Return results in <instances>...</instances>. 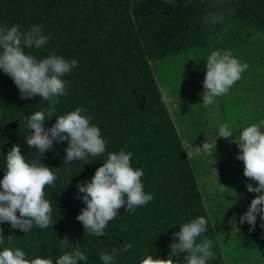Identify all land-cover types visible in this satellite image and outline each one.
Segmentation results:
<instances>
[{"label": "trees", "instance_id": "1", "mask_svg": "<svg viewBox=\"0 0 264 264\" xmlns=\"http://www.w3.org/2000/svg\"><path fill=\"white\" fill-rule=\"evenodd\" d=\"M229 2L236 8L229 18L232 23L218 26L215 39L209 40L201 23L207 0H0V26L19 25L25 31L39 24L51 37L42 50L26 48V53L38 59L55 53L78 61V67L63 77L68 93L60 98L56 114L84 109L83 114L92 118L91 123L100 128L106 141L103 156L72 161L70 166H63L67 142L53 143L40 163L60 169L54 184L44 190L45 198L53 202L56 222L47 229L34 227L28 234L4 222L0 224L4 238L12 235L13 239L0 245V250L10 246L23 250L28 258L54 261L66 251L58 239L67 237L72 247L81 245L80 250L89 256L87 264H101V251L132 243L133 249L118 256L114 264H138L146 253L168 258L169 245L177 242L173 233L180 231L179 225L204 216L208 227L199 239L206 237L214 243V259L207 264L263 262L262 256L254 258V253L264 249V221L257 215L252 230L247 223H239L256 195L247 192L246 185L255 187L256 182L243 177L240 183L237 179L238 191L233 190L239 199L232 206L233 194L216 187L218 181L229 189L230 181L223 177V171L238 170L243 162L235 156L239 153L235 137L217 139L215 122L242 129L254 118L245 106L251 89L258 87V101V96H264V75L260 76L264 74V0ZM221 48L233 50L250 68L228 95L217 98L218 121L211 124L209 115L202 116V109L207 108L200 105L201 94L206 57ZM161 85L168 89L167 99ZM165 100L176 105L171 113ZM260 107L259 121L264 120V99ZM46 108L47 102L39 96L22 99L11 78L0 70V179L5 172L4 156L13 145L20 147L28 162L40 158L25 141L29 130L24 117ZM54 123L53 117L43 127ZM215 140L227 144L226 148L222 145L214 153L198 149ZM121 148L132 153L133 168L143 169L144 192L153 199L133 212L121 207L108 223L106 235L95 237L76 219L85 207L77 184L90 182L107 152ZM210 188L216 191L210 192ZM183 255L186 253L172 259L183 264Z\"/></svg>", "mask_w": 264, "mask_h": 264}, {"label": "clouds", "instance_id": "2", "mask_svg": "<svg viewBox=\"0 0 264 264\" xmlns=\"http://www.w3.org/2000/svg\"><path fill=\"white\" fill-rule=\"evenodd\" d=\"M235 12L236 8L229 0H207V9L201 17V23L209 33V40L215 39L218 26L232 23L229 18ZM50 39L39 24H33L25 31L19 25L0 26V70L11 78L22 99L39 96L41 101L47 102L46 109L34 111L24 117V126L29 130V134L24 137L25 141L30 148L39 152L40 158L28 162L21 154L20 147L13 145L4 156L5 172L3 179H0V224L8 222L12 229H19L25 234L34 227L47 229L56 222L52 218L53 202L45 198L44 190L46 186L54 184L56 172L60 169H50L40 163L43 154L52 150L53 143L67 142L63 166H70L72 161H87L89 157L99 158L106 153V141L101 130L91 123L90 116L83 114L84 109L76 107L74 111L64 115L56 114V105L68 93V82L63 77L78 67V61L75 58L65 59L55 53L38 59L25 52L26 48L42 50ZM249 68L250 65L242 62L231 49L210 51L206 57L200 105L208 108L216 103L217 98L228 95L232 86ZM160 91L165 99L169 97L164 85L160 86ZM53 117L55 123L45 129L44 123ZM229 137H235L234 142L239 148L236 159L243 162L244 177L256 182L255 187L252 184L246 185V191L256 195L246 212L239 217V223H247L252 230L256 226L257 215L264 221V120L242 129H234L228 123L220 124L217 139ZM216 140L213 144L206 141L198 149L214 153ZM131 159L132 153L123 148L118 152H107L106 159L95 170L90 182L77 184L78 193L82 194L79 198L85 207L76 219L89 235H106L108 223L118 216L117 210L121 207H125L127 212H133L137 207L146 206L152 201V194L144 192L141 179L143 169L133 168ZM216 187L221 192L228 190L233 194L231 206L239 199L234 190L226 189L218 181ZM209 191L215 192L216 188H210ZM179 226L180 231L173 233L177 242L169 245L168 258H154L146 253L138 264H178L172 257L182 253H186L182 257L183 264H207L210 259H214L213 241L206 237L199 239L208 227L204 216ZM120 227L121 231L125 230L123 225ZM2 233L3 229L0 228V245L13 239L12 235L5 239ZM58 240L66 251L54 261L40 256L28 258L23 250L6 246L0 250V264H87L89 256L80 250L81 245L72 247L67 237ZM133 247L132 243H127L124 247H113L110 252L101 251L100 262L114 264L118 256L131 251Z\"/></svg>", "mask_w": 264, "mask_h": 264}, {"label": "rangeland", "instance_id": "3", "mask_svg": "<svg viewBox=\"0 0 264 264\" xmlns=\"http://www.w3.org/2000/svg\"><path fill=\"white\" fill-rule=\"evenodd\" d=\"M263 75H264L263 73L260 74L261 77ZM260 76H259V79H260ZM259 79H258V81H260ZM260 83H261V81L259 82L258 85H260ZM260 88H261V86H260ZM258 90H259L258 87L257 88H254V89L253 88L251 89V92L252 93H249V95H251V97L249 99L247 98V103L245 105V106H248V109H251L249 112L253 113V115H254V118L253 119L251 118L252 123H256L257 121H259V118L258 117H259V113L261 112L260 111L261 110L260 104H261V101L264 99V96H258L259 97V101H258L257 94H256ZM164 104H165V107H166V109H167V111L169 113H171V111L176 107V105L174 104V102L171 101V100H165L164 101ZM212 106H213L212 109L207 108V111L205 109H202L201 108L203 110V112H204L202 116L203 117H208V115H209V119H211V124H212L213 121H215V119L218 121V118L216 116H218V113L220 112V103H219V101L217 100L216 103L214 105H212ZM201 107H203V106H201ZM198 112H200V111H198ZM215 125H218V127H219L220 124H218V123L215 122ZM214 142L215 141H212V144ZM222 145L225 146V148L227 146V144H225L224 142L223 143L216 142L215 143V149L216 150L221 149L222 148ZM193 153H197V151H193ZM238 154L239 153H236L235 156L237 157ZM214 170L217 171L216 169H214ZM214 170H213V172H215ZM223 177L229 179V181H230V183H228L229 184V189H232V190L233 189L234 190L237 189V191H238L237 179H240L239 182L241 183L242 182L241 179L244 177V175H243V164H241L239 166V169L238 170L235 169L234 167H232L231 169H228V171H226L225 173L223 171ZM207 180H208V178H207ZM240 183H239V185H241ZM240 194H241V192H240ZM238 228L239 227H237L236 229L239 230ZM263 234H264V229H263ZM253 235H255V233ZM258 254L263 257V258L261 257V259L263 260V262L262 261H259V262L257 261L256 264H258V263L259 264H264V249L263 250L260 249L259 251L255 252L254 253V258L258 257ZM254 258H251V259H254ZM249 262H252V260H250Z\"/></svg>", "mask_w": 264, "mask_h": 264}, {"label": "crops", "instance_id": "4", "mask_svg": "<svg viewBox=\"0 0 264 264\" xmlns=\"http://www.w3.org/2000/svg\"><path fill=\"white\" fill-rule=\"evenodd\" d=\"M195 151H198V149H194Z\"/></svg>", "mask_w": 264, "mask_h": 264}]
</instances>
